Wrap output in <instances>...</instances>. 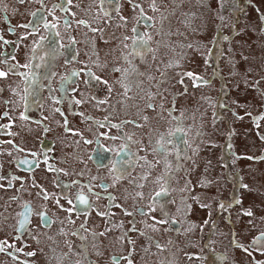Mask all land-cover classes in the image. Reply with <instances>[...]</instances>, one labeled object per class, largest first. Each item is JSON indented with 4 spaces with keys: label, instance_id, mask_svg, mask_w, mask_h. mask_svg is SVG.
I'll return each instance as SVG.
<instances>
[{
    "label": "flooded vegetation",
    "instance_id": "flooded-vegetation-1",
    "mask_svg": "<svg viewBox=\"0 0 264 264\" xmlns=\"http://www.w3.org/2000/svg\"><path fill=\"white\" fill-rule=\"evenodd\" d=\"M0 72V264H264V0H0Z\"/></svg>",
    "mask_w": 264,
    "mask_h": 264
},
{
    "label": "rangeland",
    "instance_id": "rangeland-1",
    "mask_svg": "<svg viewBox=\"0 0 264 264\" xmlns=\"http://www.w3.org/2000/svg\"><path fill=\"white\" fill-rule=\"evenodd\" d=\"M238 72H242V70H238ZM227 74V73H226ZM229 74V73H228ZM238 81H242L243 80V75L241 76L239 73H237V75H236V77H235ZM236 86H239V82H237V85ZM209 88V87H208ZM209 90V89H208ZM244 112H245V110L242 112V114H241V116H243V114H244ZM192 117H194V115H192ZM245 124L244 123H240V132H239V134H238V139L241 141V142H243V138H242V136L241 135H244L245 133H246V129H244L245 128ZM198 132V134L200 133V134H203V136H204V139H206L209 143H212L211 142V140H210V137L207 135V134H205L203 131H201V130H198L197 131ZM218 140V139H217ZM220 145V144H219ZM158 171V170H157Z\"/></svg>",
    "mask_w": 264,
    "mask_h": 264
},
{
    "label": "snow or ice",
    "instance_id": "snow-or-ice-1",
    "mask_svg": "<svg viewBox=\"0 0 264 264\" xmlns=\"http://www.w3.org/2000/svg\"><path fill=\"white\" fill-rule=\"evenodd\" d=\"M33 15L35 16L36 14L34 13ZM3 75H5V73L0 72V76H3ZM188 75H191V74L189 73ZM21 163H26V161H21ZM0 179H3V177H0ZM79 199H80V201L82 203H85V204L87 203V200H85V198L83 196L79 197ZM69 203H71V201H69ZM246 214H249L250 215V213H246ZM23 226H24L23 223H21V227H23ZM257 239H259V238H257ZM0 243H5V242H0ZM0 250H2V248H0ZM32 254L33 253H29V255H32Z\"/></svg>",
    "mask_w": 264,
    "mask_h": 264
}]
</instances>
